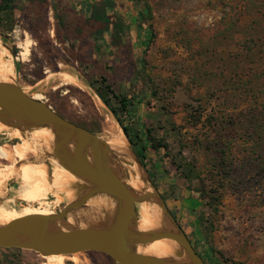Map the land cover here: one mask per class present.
I'll list each match as a JSON object with an SVG mask.
<instances>
[{"label": "rangeland", "instance_id": "1", "mask_svg": "<svg viewBox=\"0 0 264 264\" xmlns=\"http://www.w3.org/2000/svg\"><path fill=\"white\" fill-rule=\"evenodd\" d=\"M59 1L67 2V0H48L50 5L46 14L43 11L39 12L42 19L48 20L44 36L47 42L50 38L53 45L50 48L54 58L50 60L56 63V67L52 68L50 65L52 61L47 59L31 31L26 29L22 12L24 6L20 2L21 9L16 10V23L13 29L8 31L4 27L3 35L0 34V46L8 54L4 61L12 64L15 71L14 82L29 95L35 97L40 95L41 99L49 104L53 100L63 104L76 116V120L73 121L86 123L91 129L98 131L97 135L104 137L107 124L116 129L121 126L88 83L86 77L95 72V67L91 65L85 68L76 62L74 51L59 42L55 16V4ZM90 1L69 0L78 10L82 7L85 15ZM260 1L263 0H143L150 10L151 17L148 15L149 18L143 24L141 39L147 40L151 32L155 38L143 55L146 59L145 71L140 74L141 67L138 60L142 55L138 50L141 46L135 40L136 26L131 24V32L126 39L130 44L127 49L114 50L109 44L108 36L96 42L100 52L94 57L95 63L100 65L102 55L105 54L110 64H118L120 67L116 78L120 89L130 98H136L134 112L131 116L124 117L125 123L130 125L140 122L154 126L160 135L164 133L163 130H159L160 126L168 127V122L174 123L181 133L179 137L168 138L172 154L179 157L182 151L184 157L196 160L202 182L193 180L184 184L175 166L172 165V157L165 156V150H161L160 156L148 152L145 169L159 193L165 197L168 208L177 217L181 227L207 264H264V159L261 158V162H256L260 164L259 167L254 163L249 164L250 169L248 165L245 166L247 160L255 157L254 154L248 156V152L252 151L250 148L258 144H255L254 139L248 141L231 139L233 148L230 158L236 167L226 170L227 178L222 176L224 186L220 189L222 197L219 211L207 206V200H201L190 194L192 189H197L201 185L207 189L216 185L209 180V172L216 169V158L214 159L201 143L197 147V143L201 140L205 142L208 140L207 135L214 142L216 135L208 128V123L194 127L189 121V111L191 107L197 108L198 100L201 99H203L201 104L207 107L210 102L212 106L223 104V99L220 97L212 98L209 85H200L195 81L194 76L200 72H213L218 76L216 80L222 82L219 78L223 69L224 52L236 54L238 48L235 44L238 41H232L231 37L223 41L221 34L227 23L231 21L241 20V24H246L254 18L259 7L257 3ZM119 4L121 6L119 12L126 18H131V14L136 12L131 0H119ZM128 20L131 23V20ZM150 26L152 30L148 31ZM28 39L31 40L30 55L23 60L22 47ZM131 45L134 53L130 50ZM66 74L76 76L83 85L60 86L58 78ZM150 86L159 87L160 99L150 96ZM238 92L234 90L231 94ZM142 95L145 98L140 101ZM250 106L249 100L239 102L234 99L233 102L225 103L222 110L233 114L234 118L237 116L235 118L237 120L239 113L248 110ZM163 107L167 112L162 110ZM210 109L204 118L214 114L215 111L212 113ZM12 132L6 130L0 133V145L12 146L21 142L12 135ZM105 132L108 136L106 129ZM131 134L135 138L134 130ZM180 140L188 144L189 148H184ZM127 141L130 144L128 139ZM110 143L109 138L108 144ZM31 145L35 152L30 155L28 162L44 159L53 173L55 164L48 158L47 147L34 143ZM130 146L133 148L131 144ZM21 163L18 161L16 167ZM9 165L15 167V164L0 159V169ZM38 174L53 189L51 191L48 187L42 201L27 203L19 197L18 192L27 197L36 190V186L29 182L33 174L27 169H20L11 174L0 173L10 179L17 178L7 185L6 195L0 200V206L17 211L30 207L58 213L79 190L78 184L68 186L65 178L59 174L55 173L53 177L49 176V179L48 172ZM0 254L3 258L11 256L12 261L17 264H44L50 256H41L27 250L13 252L4 249L0 250ZM63 256L66 257L64 264H103L104 262L102 256L90 252L78 253L77 261L73 259L74 255Z\"/></svg>", "mask_w": 264, "mask_h": 264}, {"label": "trees", "instance_id": "2", "mask_svg": "<svg viewBox=\"0 0 264 264\" xmlns=\"http://www.w3.org/2000/svg\"><path fill=\"white\" fill-rule=\"evenodd\" d=\"M131 1L136 11L131 14V18H126V16L119 12L121 8L119 0H91L88 4V12L86 15L83 14L82 7L78 10L71 5L69 0L66 3L59 1L55 4L59 42L74 51L76 62L85 68H89L91 65L95 67V72L86 77L88 83L110 109L144 167H147L148 152L153 153L155 156H160L161 150H165V156L172 157V165L175 166L184 184L187 182L191 183L193 180L202 182L194 158L189 160L183 156L182 151L179 157L172 154L171 143L168 138L173 136L179 137L181 132L176 125L168 122V127L160 126L159 130L164 131L163 135H160L154 126H148L140 122H134L130 125L126 124L124 117L131 116L134 112V100L136 98H130L129 95L120 89L116 78L120 66L116 63L110 64L104 56L105 54L102 55L100 65L95 63L94 57L100 52V47L97 46L96 42L108 36L109 44L114 50L127 49L130 44L126 39L131 32V24H133L137 28V33L135 34L136 43L141 46V48H138L142 55L138 60L141 67L139 74L145 71L146 59L143 55L155 37L152 32H149L150 35L147 40H142L141 32L144 31L143 24L151 15L149 14L150 10L148 6L143 0ZM19 2L24 6L22 12L25 17L26 29L31 31L47 59L54 58L53 51L50 48L53 47L51 40L48 38L49 41L47 42L44 36L47 31L48 20L46 18L42 19L39 13L43 11L46 14L50 5L48 0H0V34L3 35L2 28L4 27L8 31L13 29L16 23V10L21 9ZM257 5L259 7L256 9L254 18L246 24H241V20L237 22L231 21L227 23L224 32L221 34L223 41L229 40L230 37L232 41H238L235 44L238 48L236 54L224 52V58L222 59L223 69L221 77L219 78L222 82L219 83L216 80L218 76L213 72H200L194 76L195 81L199 82L200 85L207 84L211 87L209 92L212 93L213 99L216 96L217 99L218 97L223 99L221 106H212L210 102L208 107L205 104H201L203 99L201 101L198 100L197 108L191 107L189 111V121L194 127L208 123V128L216 135L214 142L207 135L208 140L206 142L201 140L197 143V147L201 143L213 155L214 159L216 158V169L209 172V180L216 185H212L208 189L201 185L199 188L192 189L190 192L192 196L195 195L201 200H207L206 205L214 211H219L218 207L221 203L222 196L220 189L224 186L222 176L224 175L227 178L228 171L226 170L236 167V164H233V160L230 158L233 148L231 139L244 141L254 139L255 144L258 143L256 147L250 148L252 151L248 152L249 157L250 154L255 155L254 158L251 157V159L245 162V166L248 165L249 169V164L254 163L259 167L260 164L256 162H261V158L264 159V0L258 2ZM128 19L131 20V23ZM37 27H40V29ZM151 30L152 28L150 26L148 31ZM130 48L131 52L134 53L132 45ZM50 63L52 68L56 67L54 61ZM137 79L140 78L137 77ZM158 89V86L155 88L150 86V96L152 98L160 99ZM234 90H238L239 92L237 94H231ZM144 98L145 96L142 95L139 100L141 101ZM234 99H237L239 102L248 100L251 102L250 108L240 112L237 120L235 119L237 116L234 118L233 114L222 110L225 103L233 102ZM50 105L64 118L98 134V131L91 129L86 123L73 121L76 120V116L71 114V111L63 104H59L53 100ZM209 108H211L212 113L213 111L215 112L204 118ZM162 110L167 112V109L164 107ZM132 130L135 132V138L131 134ZM103 138L107 142L109 141L105 129ZM180 143L184 148H189V145L183 143L181 140ZM242 147L244 148L243 145ZM188 189L190 190L191 188ZM163 198L165 199V197ZM175 218L177 219L176 216ZM4 250L22 252L21 249L16 248ZM196 251L199 253L197 249ZM90 253L102 256L104 259L103 264H116L113 259L105 254L92 251ZM12 260L11 256L5 258L0 256V264H17V262H13Z\"/></svg>", "mask_w": 264, "mask_h": 264}, {"label": "water", "instance_id": "3", "mask_svg": "<svg viewBox=\"0 0 264 264\" xmlns=\"http://www.w3.org/2000/svg\"><path fill=\"white\" fill-rule=\"evenodd\" d=\"M0 123L12 131L20 130L28 139L35 131L50 130L54 137L51 143L34 144L47 147L50 161L70 172L79 187L58 213L32 214L0 224V248L41 256L94 251L116 264H206L129 143V154H118L103 137L64 118L14 81H0ZM25 163L45 165L48 177H53L44 159L24 162L17 168ZM130 166H136L144 190L130 184ZM14 179L4 184L0 200ZM144 203L158 210L157 228L139 229L138 205ZM159 240L175 243V255L157 257L139 252L140 246Z\"/></svg>", "mask_w": 264, "mask_h": 264}, {"label": "bare ground", "instance_id": "4", "mask_svg": "<svg viewBox=\"0 0 264 264\" xmlns=\"http://www.w3.org/2000/svg\"><path fill=\"white\" fill-rule=\"evenodd\" d=\"M30 46L31 40L28 39L25 45L22 47L21 56L23 60H26L30 55ZM1 46H0V81L2 82H12L15 79V71L12 64L4 61L5 57L8 55ZM9 52V51H8ZM60 81V86L71 85L75 87L82 86V82L76 76L71 74H66L62 78H58ZM37 98H41L40 95H36ZM100 103L101 100L99 99ZM102 105H104L102 103ZM110 122V121H108ZM107 131V135L110 138V146L112 150L117 152L118 154H129L128 141L125 137L124 131L121 127L115 128L113 126H109L108 124L105 126ZM8 129L5 125L0 123V133L4 132ZM48 130V129H47ZM38 130L31 134L29 139L20 131L13 130L12 135L15 138L20 139V143L15 145H0V159L7 160L13 164V166H6L4 169H0V173L3 174H11L17 172L20 169H27L29 172L33 174V177L30 178V183L36 186V190L30 194V196L25 197L20 191L18 192L19 197L26 201L27 203H36L42 201L43 195L46 193L48 187L53 189V187L49 186L48 182L41 177L38 173H47L48 168L45 165L38 164H23L20 168L16 167V163L19 162H28L30 155L35 152L32 143H51L53 140V134L50 130ZM130 172L132 173V179L130 184L136 190H144L146 187L141 179V175L136 171V166L129 167ZM59 174L65 178L68 183V186L74 184L73 175L67 170L59 167L55 164V168L53 170L54 174ZM29 174V173H28ZM49 179V177H48ZM10 180L8 176L0 175V197L3 195L4 184ZM26 181V180H25ZM56 189V188H55ZM60 190V189H57ZM63 191V190H60ZM69 195V194H67ZM70 196V195H69ZM58 197V196H57ZM68 197V196H67ZM58 200V199H57ZM57 203V202H56ZM40 204V203H39ZM55 204V203H54ZM58 205V204H57ZM41 206V205H40ZM138 213H139V229L140 230H150L153 228H157L160 225V218L158 214V210L151 205L148 204H140L138 205ZM32 214H52L51 211L48 210H40L35 208L27 207L23 210H12L6 209L4 207L0 208V224L5 223L9 220L20 218ZM139 252L150 254L157 257H170L175 255L177 251V245L169 240H159L147 246H140ZM74 260H78L77 254H74ZM66 257L63 255H50L47 257V260L44 264H64Z\"/></svg>", "mask_w": 264, "mask_h": 264}, {"label": "crops", "instance_id": "5", "mask_svg": "<svg viewBox=\"0 0 264 264\" xmlns=\"http://www.w3.org/2000/svg\"><path fill=\"white\" fill-rule=\"evenodd\" d=\"M1 250V249H0ZM0 256H2V254H0Z\"/></svg>", "mask_w": 264, "mask_h": 264}]
</instances>
